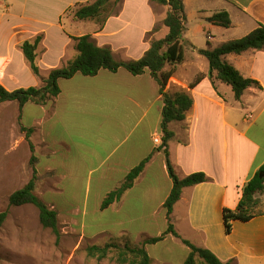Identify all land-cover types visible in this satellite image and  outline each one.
<instances>
[{
  "label": "crops",
  "instance_id": "crops-1",
  "mask_svg": "<svg viewBox=\"0 0 264 264\" xmlns=\"http://www.w3.org/2000/svg\"><path fill=\"white\" fill-rule=\"evenodd\" d=\"M89 1L0 0V83L8 91L40 87L51 70L72 60L77 53L70 36L90 35L99 47H110L116 60L126 62L141 59L152 41L168 35L167 27L155 30L166 16L156 17L151 0H123L119 14L111 16L101 32H96L94 23L75 21L73 17L62 26V16L70 7ZM190 1L183 0L185 11ZM223 11L231 18V28L206 24L208 18ZM191 13L199 14L204 31L198 38L190 35L192 55L190 59L184 55V62L175 67L166 91L186 92L193 106L183 122L170 124L174 137L168 151L179 178L204 173L209 181L183 190L171 223L182 239L210 250L224 263L264 264V195L259 196L258 211L262 215L247 223L234 222L230 235L225 233L223 217L225 209L237 208L244 185L264 165V50L226 57L244 78L261 86L248 89L240 101L230 86L215 80L214 87L209 62L199 53L264 26V0H198ZM38 36H42L37 51L39 79L20 48ZM201 75V82L190 88ZM59 86L60 95L44 105H0L18 108L22 127L33 130L30 141L37 158V178L49 180L36 187H45L43 193L58 196L56 204L50 200L47 203L57 212L58 221L68 224L67 220H73L79 225V219L85 224L106 218L116 220L118 226L162 222L167 230L164 204L173 182L162 144L155 142L159 139L163 143L164 102L159 83L149 72L134 76L120 69L116 73L102 70L94 77L77 74L60 80ZM28 147L32 157L29 142ZM149 157L134 186L120 201L102 210L107 195ZM93 190L98 194L95 207L90 205ZM72 192L85 193L82 211L79 206L77 212L61 206L59 197ZM124 235L129 236L127 231ZM144 236L153 238L147 233L139 238ZM168 240L182 245L189 254L182 240L171 234L160 243Z\"/></svg>",
  "mask_w": 264,
  "mask_h": 264
},
{
  "label": "trees",
  "instance_id": "trees-1",
  "mask_svg": "<svg viewBox=\"0 0 264 264\" xmlns=\"http://www.w3.org/2000/svg\"><path fill=\"white\" fill-rule=\"evenodd\" d=\"M122 1L123 0H92L86 3H77L70 7L64 16H62L61 24L64 27V21L69 17H73L75 21H89L94 23L96 32H101L107 20L111 16L119 14ZM151 2L169 8L166 18L163 20V25L168 28L169 32L165 39L152 41L150 49L141 59L126 62L118 61L115 59L114 53L110 47H99L90 35L82 37L70 36V38L76 42L75 51L77 53L72 60L62 68L51 70L48 77L42 81L40 87L21 88L8 91L0 83V105L7 102H17L21 108L29 102L44 105L60 95V80L71 79L77 74L86 77H94L102 70L116 73L120 69H125L134 76L144 75L146 72H149L159 83L160 93L164 102L161 124L163 143L161 148L164 150L169 175L173 182L171 193L164 204L168 219V228L165 233L159 237L145 239L141 246L134 244V242L128 238L124 241L123 247L115 243L107 244L104 247L92 246L88 249V254L98 260H103L115 249L117 251L115 261L118 264H150L151 258L146 246L158 244L162 242L167 235L171 234L181 239L183 244L189 249V254L183 264H233V261L224 263L210 250L197 247L190 241L182 239L171 223V214L175 205L180 200L183 190L208 182L209 178L204 173H194L181 179L177 176L169 158V143L174 137L169 126L173 122H183L186 119L187 113L193 106V100L186 92L178 91L172 93L166 91L168 83L175 73V67L184 62L183 38L188 21L183 0H151ZM208 22L224 29H229L232 26L231 18L225 11L215 13L208 19ZM41 41L42 36H38L32 42L25 41L20 47L32 73L38 77H40L41 72L37 64V51ZM262 50H264V26L258 27L241 39L228 41L213 50H200L199 53L209 62V78L213 81L214 87L215 80L230 86L235 99L240 101L248 89L252 87L261 88V86L259 82L253 79L244 78L240 72L226 60V57L231 54L241 55L247 51ZM167 66L171 67L170 70H166ZM203 77L204 75L199 76L196 81L190 85V88L197 86ZM22 131L26 132V140L29 142L32 151L30 165L33 168V177L22 189L17 190L10 196L9 206H34L39 212L41 225L45 229L51 230L56 236L57 241H59L61 232L57 212L51 210L35 193L37 171L34 165L37 163V158L34 154V147L30 141L33 130L22 128ZM149 160L150 157L130 171L124 182L107 195L102 203V210H107L115 202L121 200L124 194L134 186ZM261 174H264V165L244 185L242 197L237 208L235 210H224V227L227 235L232 233L234 222L240 221L247 223L262 215V213L258 211V206L260 204L259 196L264 195V176L261 177ZM8 215V210L0 213V228L6 222Z\"/></svg>",
  "mask_w": 264,
  "mask_h": 264
},
{
  "label": "rangeland",
  "instance_id": "rangeland-1",
  "mask_svg": "<svg viewBox=\"0 0 264 264\" xmlns=\"http://www.w3.org/2000/svg\"><path fill=\"white\" fill-rule=\"evenodd\" d=\"M197 3L198 0L190 1L186 10L189 30L184 33L183 43L184 55L187 59H190L192 55L191 45L189 44L190 35H195L198 38L201 37V32L204 31V26L201 27L200 25L201 17L199 14L191 13L195 10ZM39 5L41 6V3ZM152 9L156 17L160 19L165 17L169 10L167 6H161L156 3H153ZM206 24H209V22H206ZM163 27H165L163 20H160L156 29L159 30ZM186 32L187 35H185ZM203 37L207 46V34L205 33ZM36 77L38 78V76ZM25 78L28 79L26 76ZM12 103L17 104V102ZM22 128L24 127L19 121L18 108L13 109L8 105L1 106L0 213L8 210L9 215L4 225L0 228V264H118L115 261L117 256L115 249L103 260L89 256L88 249L92 246L104 247L110 243L123 247L124 241L128 238L134 244L141 246L144 240L149 237L139 238L140 234L147 233L156 237L165 232L167 226L162 222H138L131 225L118 226L115 225L117 223L116 220L106 218L85 224H82L79 219L77 222L79 225H76L73 220H67L68 224H63L59 220L61 238L57 241L51 230L45 229L41 225L39 212L34 206L10 207V196L28 184L33 175L32 166L30 165L31 156L28 155V142L25 140L26 132L22 131ZM34 167H36V164ZM42 167L43 164L39 165V171L42 170ZM44 182H49L47 177L37 178L36 186L38 183L42 184ZM44 189L45 187L41 188L39 186L38 189L36 187V195L46 204L49 203V200L51 202L54 201L53 203L56 204L55 198L58 196L43 193ZM96 196L98 194L93 190L90 193V205H93V207L96 206ZM84 197V192H72L59 198L61 199L62 207L70 208L77 212L76 206H79L81 211L83 209ZM131 197L134 198L135 196L132 195ZM51 198L54 199L51 200ZM70 204L74 207H70ZM49 208L53 210L51 206ZM108 228L113 230L101 234L92 233L97 230H107ZM126 231L130 237L124 235ZM147 247L148 254L153 259L150 264H183L182 262L188 255L182 245L177 246L170 240L151 246L148 245L146 249Z\"/></svg>",
  "mask_w": 264,
  "mask_h": 264
},
{
  "label": "built area",
  "instance_id": "built-area-1",
  "mask_svg": "<svg viewBox=\"0 0 264 264\" xmlns=\"http://www.w3.org/2000/svg\"><path fill=\"white\" fill-rule=\"evenodd\" d=\"M155 142L158 143V144H162L159 139H155Z\"/></svg>",
  "mask_w": 264,
  "mask_h": 264
},
{
  "label": "water",
  "instance_id": "water-1",
  "mask_svg": "<svg viewBox=\"0 0 264 264\" xmlns=\"http://www.w3.org/2000/svg\"><path fill=\"white\" fill-rule=\"evenodd\" d=\"M260 176H261V177H263V176H264V174H261Z\"/></svg>",
  "mask_w": 264,
  "mask_h": 264
}]
</instances>
